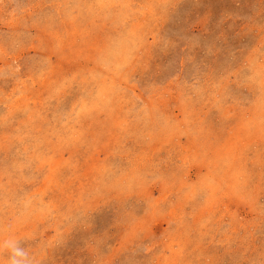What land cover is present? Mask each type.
Returning a JSON list of instances; mask_svg holds the SVG:
<instances>
[{"label":"rangeland","instance_id":"obj_1","mask_svg":"<svg viewBox=\"0 0 264 264\" xmlns=\"http://www.w3.org/2000/svg\"><path fill=\"white\" fill-rule=\"evenodd\" d=\"M0 264H264V0H0Z\"/></svg>","mask_w":264,"mask_h":264}]
</instances>
